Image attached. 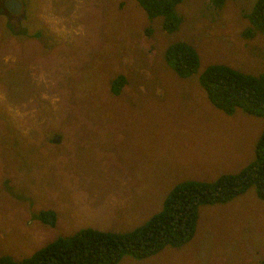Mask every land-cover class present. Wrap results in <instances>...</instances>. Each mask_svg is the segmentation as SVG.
<instances>
[{
	"label": "rangeland",
	"instance_id": "obj_1",
	"mask_svg": "<svg viewBox=\"0 0 264 264\" xmlns=\"http://www.w3.org/2000/svg\"><path fill=\"white\" fill-rule=\"evenodd\" d=\"M23 1L22 34L0 13V257H28L81 227L130 231L180 181L253 160L264 118L215 108L197 76L210 63L264 71V34L245 17L255 0H180L170 34L134 0ZM175 40L198 59L185 79L164 62ZM118 74L125 82L113 93ZM120 260L264 264V200L250 186L201 203L187 242Z\"/></svg>",
	"mask_w": 264,
	"mask_h": 264
},
{
	"label": "trees",
	"instance_id": "obj_2",
	"mask_svg": "<svg viewBox=\"0 0 264 264\" xmlns=\"http://www.w3.org/2000/svg\"><path fill=\"white\" fill-rule=\"evenodd\" d=\"M134 1L148 19L160 20L163 32L170 34L177 30L180 17L175 6L180 0ZM220 1L209 0L214 6ZM245 17L252 30L264 34V0H255ZM57 41L55 37L53 44ZM191 46L175 40L165 48L164 62L179 79L190 77L198 68ZM117 58L115 54L114 62L118 65ZM110 63H102V69L108 68ZM85 78L81 71L80 79ZM197 80L208 101L223 113L239 109L247 115L264 118V71L252 75L225 64L210 63L198 74ZM124 82V76L118 74L110 81L112 92L117 93ZM70 100L74 102L75 98ZM250 186H254L256 196L264 200V126L254 143L253 160L240 171L220 174L214 180L180 181L167 193L162 209L134 229L112 233L81 227L69 237L49 241L28 257L15 261L0 257V264H115L124 256L143 258L165 245L180 246L187 242L195 229L199 204L226 202Z\"/></svg>",
	"mask_w": 264,
	"mask_h": 264
},
{
	"label": "flooded vegetation",
	"instance_id": "obj_3",
	"mask_svg": "<svg viewBox=\"0 0 264 264\" xmlns=\"http://www.w3.org/2000/svg\"><path fill=\"white\" fill-rule=\"evenodd\" d=\"M0 13L5 17L6 21H10L9 23L13 29L19 30L22 34L21 24L25 18V5L23 0H0ZM90 119L98 120V117L93 115Z\"/></svg>",
	"mask_w": 264,
	"mask_h": 264
},
{
	"label": "water",
	"instance_id": "obj_4",
	"mask_svg": "<svg viewBox=\"0 0 264 264\" xmlns=\"http://www.w3.org/2000/svg\"><path fill=\"white\" fill-rule=\"evenodd\" d=\"M54 137H56V136H53L52 141H54Z\"/></svg>",
	"mask_w": 264,
	"mask_h": 264
},
{
	"label": "crops",
	"instance_id": "obj_5",
	"mask_svg": "<svg viewBox=\"0 0 264 264\" xmlns=\"http://www.w3.org/2000/svg\"><path fill=\"white\" fill-rule=\"evenodd\" d=\"M122 258H124V257H122ZM121 261V260H120Z\"/></svg>",
	"mask_w": 264,
	"mask_h": 264
}]
</instances>
